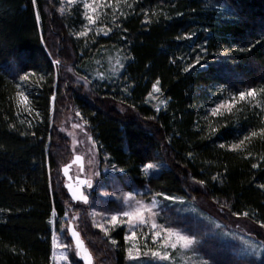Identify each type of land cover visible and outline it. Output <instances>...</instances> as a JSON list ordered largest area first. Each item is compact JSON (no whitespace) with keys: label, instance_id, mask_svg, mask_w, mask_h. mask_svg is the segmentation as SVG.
Here are the masks:
<instances>
[{"label":"trees","instance_id":"16d2710c","mask_svg":"<svg viewBox=\"0 0 264 264\" xmlns=\"http://www.w3.org/2000/svg\"><path fill=\"white\" fill-rule=\"evenodd\" d=\"M60 1L0 0V264H49V221L61 226L68 212L59 176L68 144L54 109L56 117L79 112L99 159L148 196L189 199L200 187L228 216L261 227L264 0H109L96 18L101 28L90 32L80 5L62 10ZM154 85L162 105L150 100ZM252 88L256 95L241 100L239 92ZM188 218L179 225L205 238L211 264H264V256L220 255ZM85 230L106 264L130 263L124 229L112 233L116 244Z\"/></svg>","mask_w":264,"mask_h":264},{"label":"rangeland","instance_id":"374dc122","mask_svg":"<svg viewBox=\"0 0 264 264\" xmlns=\"http://www.w3.org/2000/svg\"><path fill=\"white\" fill-rule=\"evenodd\" d=\"M107 2L109 0H72V2L61 0L60 8L63 10L66 6L79 4L82 17L86 22V31L90 32L101 28L96 18L107 6ZM89 18L96 22L91 23ZM38 21L41 22L40 17ZM116 65L113 64L112 67ZM150 100L155 105L163 104L155 89ZM117 108L124 110L120 105ZM77 113L79 112L70 108L63 111L61 117H56L55 109L53 112L57 130L68 144V154L61 163L59 176L63 180V186L69 199L68 212L61 226L56 225L54 216L49 221L51 226L49 264H106L103 259L104 255L102 256L98 251V242L90 237L89 231L85 230L87 226L92 232H97L101 240L107 239L109 242L114 241L112 237L114 231L124 229V254L129 264H203L204 260H208L203 256V248L201 249L205 238L203 240L198 237L199 243L190 249H184L179 245L176 249L169 248L168 244L172 242V238L164 233H161V237L154 238V230L151 228L153 222L157 225L173 227L184 235H194L189 233L184 226L179 225L184 215L189 216L186 220L191 222L192 219V222L194 220L203 225L202 236H208L216 241L220 255L231 256V258L235 255L240 258L264 256L263 228L247 220L228 216L224 210L206 198L204 190L200 187L198 191L200 194L197 193L194 198L173 196L178 199L168 201L157 195L148 196L145 191L130 185V179L124 178L123 172L110 165L106 158L99 159L97 142L92 137L87 124ZM75 125H80V127H75ZM77 156L81 159L76 160ZM153 165H156V168L146 170V173L157 170L159 165L156 163ZM65 166L68 167L67 175L64 172ZM83 181H90L91 187L82 183ZM73 190H76L77 194L83 192L87 195L88 202L84 203L82 200L75 199ZM192 190H198V186L193 184L190 188V191ZM128 193H132L131 198ZM189 197H191L190 194ZM141 205L152 209L151 213H146L148 219L146 224H138L136 220H129L123 216L118 217L116 223L109 222L113 215L123 211L132 212ZM167 206L171 207L173 213L177 212L179 222L171 221L170 216L167 215ZM73 229L79 233L82 247L77 246L76 237L72 235ZM62 245L67 247H62ZM155 252H160L162 255L167 253L171 258L160 259L153 255ZM64 256L68 259L65 260ZM208 262L211 264L210 261Z\"/></svg>","mask_w":264,"mask_h":264},{"label":"snow or ice","instance_id":"6c2138e0","mask_svg":"<svg viewBox=\"0 0 264 264\" xmlns=\"http://www.w3.org/2000/svg\"><path fill=\"white\" fill-rule=\"evenodd\" d=\"M69 2H72V0H69ZM33 3L35 4L36 0H33ZM89 19H90L91 23H95L96 22L92 18H89ZM108 31L110 32L111 29H109ZM125 31H126V29H125ZM80 34L81 35H86L87 33H80ZM104 34L107 35L108 32H105ZM205 51H206V49H205ZM199 62H200L199 59H197L196 63H199ZM55 63L57 65H59L60 61L56 60ZM117 63L119 64L120 68L124 67V65L122 63H120L119 60L117 61ZM188 70H189V68H185V71H188ZM29 75L35 76L36 73H34V72L31 73V74H27L26 73L24 76L21 77V79L22 80H28L29 79ZM40 79L43 80L44 77L41 76ZM81 79L87 81V77H81ZM101 79H103V77H101ZM156 84H159V81H157ZM153 87H154L156 92L160 91V89L158 87H156L155 85ZM260 92L264 93V88L260 89ZM256 93H257V89L252 88V89L247 90V92H244V91L239 92V97H240L241 100H244L246 97L255 96ZM21 95H22V93H21ZM26 99H27V97H25V100ZM52 100L55 101V96L52 97ZM224 106H225L224 104L217 105L215 108L212 109V114L213 115L218 114L220 109L222 107H224ZM229 109H230V106H229ZM37 115H39V113H37ZM77 115H80V114L77 113ZM75 127H80V125H75ZM260 132L264 133V128L260 129ZM32 135H35V133H32ZM250 136L251 137L257 136V132H255V131L251 132ZM248 139H249V137H245L244 140H241L239 142V144H234V145H232V147L233 148H239L241 145L244 144L245 140H248ZM221 147H223V145H221ZM80 159H81V157H79V156L76 157V160H80ZM253 167H258V165L254 164ZM155 168H156V165H153V164L145 165V170H152V169H155ZM121 171H123V169H121ZM64 172L67 175V173H68V167L67 166H65ZM212 179L215 180L216 177H213ZM82 183L87 184L88 187H91V182L90 181H83ZM197 183L204 184L205 181L200 180V181H197ZM261 187H264V185H262ZM69 188H71V185H69ZM156 195L160 196V197H163L165 200H168V201H176L178 199V198L173 197L171 195H167L166 196L163 192H158V193H156ZM128 196L131 198L132 197V193H128ZM73 197L75 199H77V200H82L84 203L88 202V196L84 195L83 192H80L79 194H77L76 190H73ZM181 202H183V201H181ZM137 204L139 205V202H137ZM151 212H152V209L150 207L141 205V206H139L137 209H135L132 212L123 211V212H119V213L113 215L109 222L110 223H116V222H118V217L123 216V217L129 218V220H132V219L136 220L138 224H146L148 222L146 213H151ZM153 215H155V213H153ZM243 215L247 216L248 213L245 212V213H243ZM261 227H264V223L261 224ZM151 228L154 230V238L161 237V233H164V234H166L167 237L172 238V242L168 244V247L171 248V249H176L178 245L180 247L184 248V249H190L194 245L199 243V241L197 240L196 235H184L182 232L177 231L173 227H165L164 225H157L155 222H153L151 224ZM72 235L74 237H76L77 246L78 247H82V242L79 239V233H77L73 229ZM112 242L116 243V241H112ZM62 247H67V246L66 245H62ZM130 255H131V253H130ZM153 255L157 256L160 259H170L171 258L167 253H164L162 255L160 252H155V253H153ZM64 259L67 260L68 257L64 256ZM203 264H209L208 260H204Z\"/></svg>","mask_w":264,"mask_h":264}]
</instances>
